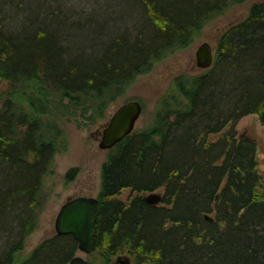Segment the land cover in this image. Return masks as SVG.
<instances>
[{"label":"trees","instance_id":"trees-1","mask_svg":"<svg viewBox=\"0 0 264 264\" xmlns=\"http://www.w3.org/2000/svg\"><path fill=\"white\" fill-rule=\"evenodd\" d=\"M137 1L145 18L136 38L119 36L88 63L69 57L48 27L10 36L0 28V81L9 83L0 93V264H69L79 251L72 235L55 233L20 255L38 227L55 156L68 149L63 121L96 123L138 76L246 0ZM18 39L43 51L24 54ZM9 59L18 61L12 72L4 68ZM174 87L184 97L176 119L169 120L170 109L159 114L112 148L102 166L91 254L102 264H122L121 254L132 264H264V172L257 143L238 139L235 129L249 114L264 126V2L222 34L208 70L177 77ZM184 121L190 127L180 132ZM78 173L69 169L66 181ZM159 187L161 204L147 203L142 193ZM125 189L136 195L121 199Z\"/></svg>","mask_w":264,"mask_h":264},{"label":"rangeland","instance_id":"rangeland-1","mask_svg":"<svg viewBox=\"0 0 264 264\" xmlns=\"http://www.w3.org/2000/svg\"><path fill=\"white\" fill-rule=\"evenodd\" d=\"M258 2L264 0H246L243 3L232 4L222 14L212 18L193 45L158 61L149 74L138 76L125 94L111 103L105 116L96 123L80 127L75 119L63 121L69 138L68 149L55 156L54 173L46 179L44 205L39 215L38 227L27 238L21 257H28L39 243L56 233V217L69 197L80 195L98 197L101 190L102 166L110 154V150H103L99 146L102 138L101 134V138L97 139L96 131L99 125L107 122L111 113L133 99L140 100L143 105V112L135 130H144L152 126L158 115L165 113L167 109L172 110L169 120L174 121L176 106L184 98L177 93L174 80L177 76L197 72L193 62L196 48L205 41L215 48L223 32L231 25L244 20L249 15L251 7ZM144 18V10L137 0H0V28L5 34L19 35L37 30L39 27H48L57 38L59 47L63 46L69 51V57L72 59L82 57L84 59L81 61L85 63L93 61L89 58L93 53L98 58L102 49L108 47L119 36L128 35L135 39ZM15 44L18 46L16 49L23 51L24 54L31 49L34 53L43 51L36 49L35 41L31 45V42L25 39H18ZM48 44L47 40L45 51H51ZM13 60L9 59L4 66L11 72L18 66V61ZM49 69L50 67H47L46 70L49 72ZM8 90L9 83L0 81V93L6 94ZM32 93L27 94V97H32ZM162 124L161 118L160 128ZM189 124L190 121H184L180 132L183 128L190 127ZM235 129L237 136L244 135L255 140L260 171L264 172V126L258 117L253 114L242 117ZM220 135H213L215 138L212 139L218 140ZM74 167L79 168V173L74 180L67 182L65 174ZM148 194L142 193L143 196ZM134 195L136 193L125 189L119 197L126 200ZM212 215L215 217V213ZM1 245L0 240V247ZM77 254L84 255L80 251ZM84 256L91 264H102L98 253Z\"/></svg>","mask_w":264,"mask_h":264},{"label":"water","instance_id":"water-1","mask_svg":"<svg viewBox=\"0 0 264 264\" xmlns=\"http://www.w3.org/2000/svg\"><path fill=\"white\" fill-rule=\"evenodd\" d=\"M199 65L203 70L209 69L214 63L213 53L209 43H203L198 52ZM143 112V106L139 100H131L120 106L112 113L107 122L102 124V138L100 148L110 150L119 142L130 135L136 127ZM147 203L159 205L162 202L160 192H151L144 196ZM219 193L215 200H218ZM99 199L95 196L80 195L69 197L61 206L56 217L55 229L58 235H72L78 242V249L84 255H89L94 250L95 228L98 218ZM204 218L209 222H215V217L204 213ZM84 255L77 254L69 264H91ZM116 260L122 264H131L129 255H118Z\"/></svg>","mask_w":264,"mask_h":264},{"label":"flooded vegetation","instance_id":"flooded-vegetation-1","mask_svg":"<svg viewBox=\"0 0 264 264\" xmlns=\"http://www.w3.org/2000/svg\"><path fill=\"white\" fill-rule=\"evenodd\" d=\"M238 23V22H237ZM236 24V23H235ZM234 25V24H233ZM232 26V25H231ZM230 26V27H231ZM226 31V30H225ZM224 31V32H225ZM223 32V33H224ZM222 36V35H221ZM220 36V37H221ZM220 37H219V39H218V41H217V43H216V46H215V48L209 43V42H207V41H205V42H203V43H209V45L211 46V51H212V53H213V57H214V61H215V56H216V52H217V47H218V42H219V40H220ZM202 43V44H203ZM201 44V45H202ZM193 45V44H192ZM201 45H199L198 46V48H196V50H195V52H194V57H193V62H194V68H195V70L197 71L195 74H189V76H193V75H199V74H201V73H204L206 70H208V69H206V70H203L202 69V67L199 65V59H198V56H197V52H198V50H199V48H200V46ZM191 46V45H190ZM189 46V47H190ZM189 47H187V48H189ZM186 48V49H187ZM154 69V68H153ZM153 71V70H152ZM151 71V72H152ZM149 74V73H148ZM180 76H188L187 74H184V75H180ZM180 76H177V77H180ZM176 77V78H177ZM175 78V79H176ZM133 100H137V99H133ZM129 101H131V100H129ZM140 101V100H139ZM128 102V101H127ZM141 102V101H140ZM142 104V103H141ZM143 106V105H142ZM115 112V111H114ZM113 112V113H114ZM112 114V113H111ZM110 114V115H111ZM104 125V123H101L100 125H99V129L96 131V134H97V139H99V138H101V134H102V127H101V125ZM165 128H167V126L165 127ZM217 135H220V133H218ZM210 137V136H209ZM238 139H251V140H254V139H252V138H250V137H245L244 135H238V136H236ZM211 138H215L214 136L212 137L211 136ZM219 139V138H218ZM255 141V140H254ZM115 147V146H114ZM113 147V148H114ZM111 150V149H110ZM151 192H160L161 194H162V196H163V194H164V192H165V187H159L158 189H156V190H154V191H150V192H143V193H151ZM129 198V197H128ZM161 204V203H160ZM131 264H132V260H131Z\"/></svg>","mask_w":264,"mask_h":264}]
</instances>
